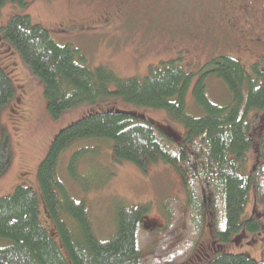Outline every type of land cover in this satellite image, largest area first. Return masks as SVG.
Here are the masks:
<instances>
[{
    "label": "trees",
    "instance_id": "trees-1",
    "mask_svg": "<svg viewBox=\"0 0 264 264\" xmlns=\"http://www.w3.org/2000/svg\"><path fill=\"white\" fill-rule=\"evenodd\" d=\"M9 3L29 6V0H0V11ZM3 33L44 85L53 119L82 106L122 99L133 107L166 112L184 127L185 134L180 137L137 111L116 107L91 112L60 132L40 166L38 180L68 257L41 222L38 194L20 186L0 199V264H184L201 244L209 218L221 248L262 234L263 215L257 209L264 203V69L255 66L250 76L231 56L211 60L204 72L226 84L233 102L228 106L212 103L200 80L193 95L204 116L194 117L186 109L194 75L180 66L181 59L163 63L141 82L122 79L105 67L91 70L80 63V50L58 45L28 15L16 16ZM14 98L13 82L0 66V111ZM86 140L111 141L117 163L129 162L143 171L162 163L178 173L186 197L162 203L163 227L149 222L148 206L120 208L115 236L108 242L96 237L87 206L68 195L58 176L62 155ZM252 154L256 162L249 169ZM11 164L10 152L0 148V176ZM252 194L254 210L245 219ZM61 210L75 223L77 234ZM209 264L264 263L246 254L218 251Z\"/></svg>",
    "mask_w": 264,
    "mask_h": 264
},
{
    "label": "rangeland",
    "instance_id": "rangeland-1",
    "mask_svg": "<svg viewBox=\"0 0 264 264\" xmlns=\"http://www.w3.org/2000/svg\"><path fill=\"white\" fill-rule=\"evenodd\" d=\"M117 1L97 0L95 5L86 7L80 5L83 0H29L26 8L9 3L0 11V66L12 80L15 89L14 100L0 111V148L8 150L12 157L10 168L0 176V199L12 195L20 186L33 188L40 199L41 222L66 257L68 255L55 220L44 205L38 180L40 166L58 134L91 112H101L109 107L137 111L173 129L180 137L184 136L185 129L172 121L164 111L133 107L122 99L102 105L82 106L64 114L59 120L53 119L48 111L44 85L4 40L3 32L16 16H30L34 24L50 32L58 45L80 50L83 57L80 63L91 70L109 68L122 79L135 78L144 82L151 71L160 69L163 63L181 59L180 66L186 73L194 75L186 102L187 113L194 117L204 116L193 92L209 61L223 55L238 59L236 56L241 55L240 58L246 61L241 63L250 76H254L253 64H260V71L264 69V62H257L254 52H239L236 47L225 42L224 37L221 39L218 36V41L215 40L212 26L221 15H203L208 10L205 1L188 0L186 4L193 6L194 10L187 11L186 15H154L156 9L152 10V7L158 3L151 1L139 4L136 0H125L126 12L123 15H100L104 3L115 6ZM159 5L162 8V3ZM136 8L149 15L144 12L134 15ZM108 16H115L117 20L111 24ZM107 22L111 25H107ZM206 40L209 45L205 47ZM204 81L207 98L212 103L218 106L232 104V96L221 79L210 75ZM246 89L245 86V94ZM74 157L76 160L70 167ZM255 162L252 154L249 169ZM58 176L68 195L75 202L85 203L93 231L102 242L110 241L116 234L115 217L118 209L148 206L149 222L157 224L156 227H163L166 217L162 213V203L170 198L186 197L182 180L171 166L158 163L143 171L129 162L117 163L114 160L113 144L107 140H86L74 144L62 155ZM251 198L245 219L252 216L255 195L252 194ZM259 205L257 211L263 214L261 235L221 248L209 218L201 244L184 264H209L218 251L246 254L264 263V204ZM209 211L207 209L206 212ZM61 213L77 234L75 223L67 215L64 216L62 210Z\"/></svg>",
    "mask_w": 264,
    "mask_h": 264
},
{
    "label": "flooded vegetation",
    "instance_id": "flooded-vegetation-1",
    "mask_svg": "<svg viewBox=\"0 0 264 264\" xmlns=\"http://www.w3.org/2000/svg\"><path fill=\"white\" fill-rule=\"evenodd\" d=\"M158 3L155 8L156 12L154 15H186L187 11H192L193 6L187 5L188 0H136L137 3ZM206 2L207 11L203 12V15H221L220 18L217 17V22L212 26L214 34L212 36H220L225 42H227L231 47H236L239 52H253L255 53V58L257 62H264V0H200ZM97 0H83L80 5L90 7L92 4H96ZM159 3H162V8H160ZM199 6V1H198ZM126 1L118 0L115 6L108 5L104 3L102 6V12L100 15H123L126 12ZM146 9L151 11L150 7ZM141 9L136 8L134 15H140ZM144 14L149 15V13L144 12ZM130 15V14H128ZM111 20V24L115 21V16H108ZM117 20V19H116ZM107 22V25H111ZM90 28V27H89ZM217 31V32H216ZM212 33H210L211 35ZM211 40V37H210ZM215 40L218 41V38ZM209 45L207 40L205 41V47ZM218 45V43H216ZM203 47V46H202ZM238 60L240 63H245L246 61L239 56ZM255 60V61H256ZM244 61V62H243ZM253 61V60H252ZM254 62V61H253ZM241 63V64H242ZM207 65V64H206ZM205 65V67H206ZM243 65V64H242ZM260 64H253V69L255 66ZM204 67V70H205ZM207 72H203L198 78L200 80H205L209 75ZM205 82V81H204Z\"/></svg>",
    "mask_w": 264,
    "mask_h": 264
},
{
    "label": "water",
    "instance_id": "water-1",
    "mask_svg": "<svg viewBox=\"0 0 264 264\" xmlns=\"http://www.w3.org/2000/svg\"><path fill=\"white\" fill-rule=\"evenodd\" d=\"M155 227L157 226V224L154 225Z\"/></svg>",
    "mask_w": 264,
    "mask_h": 264
}]
</instances>
